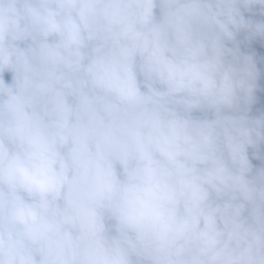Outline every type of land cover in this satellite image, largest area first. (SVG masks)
Instances as JSON below:
<instances>
[{"label": "clouds", "instance_id": "9594fccd", "mask_svg": "<svg viewBox=\"0 0 264 264\" xmlns=\"http://www.w3.org/2000/svg\"><path fill=\"white\" fill-rule=\"evenodd\" d=\"M0 264H264V0H0Z\"/></svg>", "mask_w": 264, "mask_h": 264}]
</instances>
